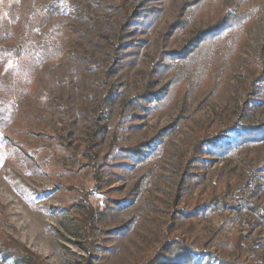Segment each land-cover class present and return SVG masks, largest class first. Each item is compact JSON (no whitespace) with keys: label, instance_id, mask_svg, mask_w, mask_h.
<instances>
[{"label":"rangeland","instance_id":"374dc122","mask_svg":"<svg viewBox=\"0 0 264 264\" xmlns=\"http://www.w3.org/2000/svg\"><path fill=\"white\" fill-rule=\"evenodd\" d=\"M182 4L0 0V45H24L0 57V264H167L158 254L172 238L264 264V142L223 157L210 141L264 123V0L176 29ZM252 7L228 74L178 86L164 105L175 76L165 57ZM148 78L153 97L140 105Z\"/></svg>","mask_w":264,"mask_h":264},{"label":"trees","instance_id":"16d2710c","mask_svg":"<svg viewBox=\"0 0 264 264\" xmlns=\"http://www.w3.org/2000/svg\"><path fill=\"white\" fill-rule=\"evenodd\" d=\"M244 1L246 0H183L181 9L186 10V18L183 22L179 21L175 28H183V24L189 19H197L195 17L196 15H199V17L215 16L229 5L240 4ZM257 15L258 9L256 7L244 9L237 13H230L228 15L222 13L214 24L210 25L204 31L199 30L197 34L188 40L187 45L182 51V55L184 54L185 56L180 59H174L170 56L165 57L166 60L171 61V64H167V69L173 70L175 76H173L174 87L171 89L168 98L164 101V105L168 104L171 99L177 95L178 86L188 84L191 85V88H195L211 80L214 83H219L230 71L231 65L239 53V49L245 40L246 34H248L250 26ZM23 46L0 45V57H6L9 54L20 56L24 51ZM258 67L257 74L264 77V64ZM150 79L151 78H148L143 83L142 92L135 98L140 105L143 104L146 99H152L153 97L151 96L153 93L150 90ZM32 80L33 83L30 82L32 84L29 86L35 84L36 80ZM2 114L3 111H0V116ZM1 123L3 124L2 119H0V125ZM231 126L234 130V135L231 138L224 139L223 137V142H218L217 139L214 138L210 140L216 147V152L223 157L236 156L241 149L264 142V123L261 125H252L236 122ZM199 150L200 146L197 152L192 154L191 157L193 158H191V160L196 161L199 158ZM211 205H214L213 207L216 209L222 210L225 206V201L220 196H215V200ZM245 207L248 209L252 208L249 204H246ZM205 209H207L205 205H199L196 207V211H189L185 214H181L180 218L188 215L194 216ZM212 209L213 208H210L209 210ZM91 213L92 212H89V214ZM240 243L239 237L232 242L234 245H240ZM11 245L12 242L6 243L7 247ZM195 251L197 252L198 250L192 249L181 239L172 238L168 239L163 251L158 255L163 258L162 260L167 264H253L247 257L238 261L230 259L223 260L217 258L214 252L198 251L197 254ZM19 259L20 261L34 260L30 257L23 258L22 255H19ZM156 259H158V257Z\"/></svg>","mask_w":264,"mask_h":264}]
</instances>
